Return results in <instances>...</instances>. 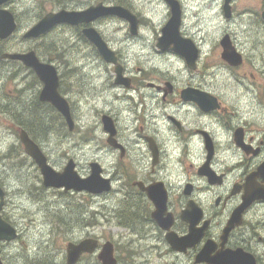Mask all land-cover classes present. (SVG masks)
Returning a JSON list of instances; mask_svg holds the SVG:
<instances>
[{
  "label": "flooded vegetation",
  "instance_id": "1",
  "mask_svg": "<svg viewBox=\"0 0 264 264\" xmlns=\"http://www.w3.org/2000/svg\"><path fill=\"white\" fill-rule=\"evenodd\" d=\"M12 2L10 0L7 4L9 9ZM230 7V13H222L227 25L219 35L215 47L222 61L220 68L228 70L230 78L235 80L238 87L243 86L244 90L229 95L226 99L202 88V43L193 33L185 31L184 13H181L180 36L190 40L199 50L193 68L171 49H158L157 37L154 46L160 55L177 57L189 72V80L178 82L154 65L147 71H141L139 79L129 76L121 54L113 50L122 67L123 76L129 80V88L116 85L115 82L114 85L123 87L127 93L124 96L129 101L126 110L131 117L128 122L130 126L127 127L132 130L136 128L138 139L134 140L131 148L122 137L126 129L121 126L123 116L115 113V110L101 113V120L103 116L110 117L116 129L115 141L118 147L109 145L106 136L102 148L117 156V164L114 165V174L108 177L105 165L97 159H91L88 166L91 172L92 163L100 165L102 176L111 182V190L99 195L65 192L64 189H54V192L60 195L76 193L82 196L85 206L89 205V199L95 204L96 200L104 198V208L109 203L106 199L115 202L117 198L121 200L116 219L122 227L130 223L133 249L130 252L122 251L111 242L117 264L127 256L134 259L131 264H137L136 260L144 258L146 254L164 259V264H206L207 262H197V257L202 252L209 260L226 256L233 264H264V200L259 198L248 202L242 208L244 199L249 198L251 193L256 196L264 195V173L260 172L264 165V0L260 2V13H233L232 6ZM134 15L139 21V30L143 19L138 14ZM170 17L169 8L165 22L168 23ZM72 28L82 36L85 26ZM85 41L87 42L86 39ZM223 43L232 50L234 56L239 57V64L231 65L222 60ZM86 44L93 53L99 55L91 43ZM7 62L25 68L20 62ZM109 68L113 71L115 69L112 65ZM24 71L25 76L12 72L8 81L20 82L19 91L22 95L36 91L38 98L29 105L32 103L36 110L41 105L50 107L56 118L64 121L50 104L39 101L43 85L35 73L30 69ZM26 79L29 81L22 86L21 82ZM143 85L149 92L147 103L143 100ZM201 92L215 98V108L202 109L195 101L197 94ZM13 96L9 94L3 100L4 116L10 117V111L16 110L12 107L21 103L12 100ZM65 99L72 116L74 104L68 97ZM41 151L46 154L43 148ZM70 160L74 162L76 170L78 165L75 157L69 158L67 163ZM115 178L122 185L116 192L117 195L112 196ZM146 188H149L150 196L144 191ZM152 199L164 201L165 209L158 216L164 228L153 218L156 207ZM127 209L130 214H127ZM5 210L4 199L0 216L10 224ZM99 214L102 213H97ZM126 215L131 216V219L127 220L124 217ZM10 225L15 229L17 237L13 242L0 241V264H67L66 250H49L43 254L35 249L12 248L16 246L22 233L13 223ZM168 237L179 241L181 249L174 250ZM86 239L98 241L99 246L92 254H83L77 264H88L91 259L101 264L98 255L104 243L100 238L89 234ZM107 242L110 241L105 243Z\"/></svg>",
  "mask_w": 264,
  "mask_h": 264
},
{
  "label": "rangeland",
  "instance_id": "2",
  "mask_svg": "<svg viewBox=\"0 0 264 264\" xmlns=\"http://www.w3.org/2000/svg\"><path fill=\"white\" fill-rule=\"evenodd\" d=\"M124 1L127 3V9L143 19L137 36L130 34L126 21L113 17L95 22L91 27L103 36L112 51L121 54L127 74L139 79L141 71H147L154 65L178 82L189 80V72L177 57L160 55L155 50L156 37L157 39L161 37V31L167 23L165 17L169 13V6L162 0ZM178 1L184 13L185 31L193 33V36L202 43L200 62L202 88L225 99L229 95L243 91L244 87H238L234 83L235 80L230 78L228 70L220 68L222 61L215 47L219 35L227 25L222 15L224 0ZM261 1L263 0H232V11L260 13ZM99 3L113 5L112 0H70L63 8L49 0H13L10 9L7 5L4 6L5 9L15 12L13 14L17 22V31L10 39L2 42V49L9 53L34 51L42 62L55 66L60 77V94L63 98L68 97L74 104L73 132H69L64 121L56 118L48 107L39 106L37 118L41 119L44 128L41 139L32 140L40 149L46 151L44 155L48 157L49 165L57 172L63 170L69 158L75 157L78 165L76 171L82 178L90 175L88 163L91 159H97L105 165L106 177L115 172L117 156L102 148L103 139L107 135L103 131L101 113L115 110V113L123 116L121 126H125L126 129L122 137L131 148L134 140L138 139L136 128L132 130L127 127L130 126L128 122L131 120L126 110L129 101L124 97L127 93L123 87L114 85V71L101 56L92 52L80 32L72 27L59 26L44 35V38L37 40L24 39L23 35L47 13L63 9L79 11ZM51 44L58 48L55 54L46 53V45ZM24 70L27 69L18 67L16 63L0 60V187L6 194V215L22 233L16 246L12 248L35 249L44 254L49 250H66L68 243H79L89 234L100 238L102 243L110 241L115 243L119 250L130 252V249H133L130 229L122 227L116 219L121 208V200L117 198L115 202L106 199L105 201L110 204L104 208L102 205L104 198L96 200L95 204L89 199V205L85 206L82 196L76 193L60 195L54 192L53 188L43 186L37 165L23 151L19 132L24 129L17 122L31 121L36 108L29 103L32 100L36 101L38 95L36 91L22 95L19 91L20 82L8 81L12 72L25 76ZM28 81L27 79L22 81V86ZM143 89V100L147 103L149 92L144 85ZM9 94L14 95L12 100L21 102L18 106L12 107L16 110L10 111V117L4 116L2 109L3 100ZM121 185L120 180L115 178L112 196L117 195L116 192ZM133 260L127 256L121 258L120 264H131ZM145 261L146 264L165 262L164 259L152 254H146L144 258L136 260L137 264H145ZM88 264L97 263L91 259Z\"/></svg>",
  "mask_w": 264,
  "mask_h": 264
},
{
  "label": "water",
  "instance_id": "3",
  "mask_svg": "<svg viewBox=\"0 0 264 264\" xmlns=\"http://www.w3.org/2000/svg\"><path fill=\"white\" fill-rule=\"evenodd\" d=\"M165 1L170 7L171 17L162 30V36L158 39L157 48L161 51L171 49L184 58L190 68H193L194 63L198 59L199 50L190 40L180 36L181 6L177 0ZM231 1L232 0H224L223 11L226 15L230 13ZM9 2L10 0H0V8ZM109 17L125 20L129 24L130 34L132 36L137 35L139 21L131 11L122 6H107L103 3H99L79 11L63 9L57 12L47 13L23 35V38L37 40L61 25L70 27L86 26L82 30V35L88 42L94 45L99 55L107 64L114 66L115 84L129 88V80L123 76L122 67L118 64L115 52L108 47L100 34L91 27L92 23ZM16 31L17 23L14 15L6 9H0V41L8 40ZM171 45L173 46L172 48ZM222 45V60L231 65L239 64V57L234 56L232 50L229 49L225 43ZM0 60L20 62L25 68L32 70L43 85L39 95V101L41 103L50 104L63 117L69 132L74 130L75 123L72 119L69 105L58 91L60 79L55 66L41 62L34 51L26 53H2L0 55ZM197 96L198 98H195V101L203 110H212L215 108L213 104L216 100L211 95L201 92L198 93ZM101 122L103 131L108 136L107 143L113 147H118L115 141L116 129L112 119L108 116H103ZM19 141L24 147L25 154L37 165L45 188L64 189L65 192H87L94 195L107 193L111 190V182L108 178L102 176V170L98 163L91 164L90 175L86 178H81L78 175L72 160L66 164L62 172H57L49 165L43 152L31 140L25 130L19 132ZM260 172L264 173V165L260 168ZM144 191L150 196L149 188L144 189ZM4 198L5 193L0 187V211L4 204ZM259 198L264 200V195L256 196L251 193L249 198L244 199V206L242 208L247 206L248 202L250 203ZM152 200L156 207V213L153 214V218L164 228V225L158 220V216L162 214L165 209L164 201L158 199ZM242 208L240 210H242ZM16 237L17 234L15 229L10 224L4 222L0 216V241L11 242L14 241ZM167 239L174 250L181 249L179 241L172 237H168ZM98 246V241L93 239H86L80 241L78 244L68 243L66 247L67 264H77L83 254H92ZM98 260L101 264H117L113 256V245L110 242L102 246L101 252L98 255ZM197 262H207L206 264H233L226 256H219L209 260L204 252L197 257Z\"/></svg>",
  "mask_w": 264,
  "mask_h": 264
},
{
  "label": "trees",
  "instance_id": "4",
  "mask_svg": "<svg viewBox=\"0 0 264 264\" xmlns=\"http://www.w3.org/2000/svg\"><path fill=\"white\" fill-rule=\"evenodd\" d=\"M70 0H49V2H52L53 4L57 5V6H62L63 8L66 6L67 2H69ZM112 4L113 5H121L124 7H127V3L124 0H112ZM44 38V36L42 37ZM2 42L0 41V54L6 52V50L2 49L1 47ZM56 52H58V48L55 47L53 44L51 45H46V53L47 54H55ZM59 59H61L60 56H58ZM52 113L53 110L52 108H48ZM43 113V111H42ZM38 117V113L37 110H34V114H33V118H31V121H18L20 122V125L22 126V128L28 133L29 137H31V139L33 140H37V139H41V135H42V129L44 128V124H42L41 119L37 118ZM58 117H60L58 115ZM60 127L58 126V129ZM127 214H130L129 209H127ZM127 220L131 219V216L126 215L124 216ZM129 222V221H127ZM126 227L130 228V223H126Z\"/></svg>",
  "mask_w": 264,
  "mask_h": 264
},
{
  "label": "bare ground",
  "instance_id": "5",
  "mask_svg": "<svg viewBox=\"0 0 264 264\" xmlns=\"http://www.w3.org/2000/svg\"><path fill=\"white\" fill-rule=\"evenodd\" d=\"M3 65V64H2ZM123 224V223H122ZM87 226V225H86ZM87 228V227H86ZM147 262L145 261V264H146Z\"/></svg>",
  "mask_w": 264,
  "mask_h": 264
}]
</instances>
